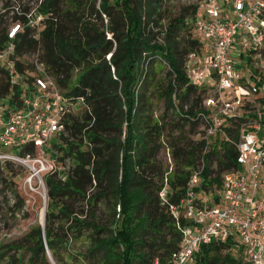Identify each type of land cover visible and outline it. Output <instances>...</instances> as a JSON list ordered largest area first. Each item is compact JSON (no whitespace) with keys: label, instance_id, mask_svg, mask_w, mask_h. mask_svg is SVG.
<instances>
[{"label":"trees","instance_id":"trees-1","mask_svg":"<svg viewBox=\"0 0 264 264\" xmlns=\"http://www.w3.org/2000/svg\"><path fill=\"white\" fill-rule=\"evenodd\" d=\"M29 1L39 2L37 10L30 18L13 15L21 29L12 40L6 14L0 15V52L13 46L10 63H0V101L20 107L37 73L33 59L43 64L67 101L56 135L61 146L54 162L61 170L42 179L47 202L39 198L37 209L45 207L43 227L1 246L0 264L4 257L6 264H52L48 251L54 264H170L181 235L169 204L182 198L202 165L200 189L217 196L222 176L235 166L244 120L230 121L229 142L219 152L202 139L201 101L210 91L193 84L187 69L203 47L194 34L198 6L174 11L169 0ZM250 65L247 58L243 66ZM249 79L256 87L264 81ZM156 103L164 111L155 119ZM166 145L169 174L156 160ZM14 151L38 154L33 144ZM18 164L0 161V195L21 199L12 166ZM194 264L248 263L229 240L202 246Z\"/></svg>","mask_w":264,"mask_h":264},{"label":"built area","instance_id":"built-area-1","mask_svg":"<svg viewBox=\"0 0 264 264\" xmlns=\"http://www.w3.org/2000/svg\"><path fill=\"white\" fill-rule=\"evenodd\" d=\"M203 1L206 13L202 19L195 18L194 34L201 44H206V59L193 71L194 78L206 82L203 87L210 91L203 101L206 113L201 115L205 124L202 139L208 145L221 134L229 142L225 129L230 128V121L244 120L234 144L235 166L222 176L217 196L200 189L202 165L190 176L182 198L176 204H169L181 235L170 264H194L202 246L229 240L242 248L245 262L264 264V108L261 111L256 106L264 105V81L260 87L243 84L245 75L237 70L234 61L237 56L245 61L249 58L251 62L254 58H263L264 0ZM8 10L3 8L0 15ZM12 10L27 18L34 12L24 13L21 8ZM13 24L7 32L10 40L21 29L19 24ZM12 52L13 46L9 44L0 52V63H10ZM33 62L37 73L31 90L23 93L21 106L0 112V150L12 151L33 144L38 154L21 157L10 151L0 153V161L17 162L39 177L40 173L54 174L61 170L45 156L43 148L62 130L61 119L67 101L54 80L44 74L43 64L37 59ZM188 77L191 80L189 73ZM168 160L173 167L170 155ZM172 167L167 174L172 172ZM164 183L160 192L163 201L168 192L166 179ZM40 190L44 200L42 181Z\"/></svg>","mask_w":264,"mask_h":264},{"label":"rangeland","instance_id":"rangeland-1","mask_svg":"<svg viewBox=\"0 0 264 264\" xmlns=\"http://www.w3.org/2000/svg\"><path fill=\"white\" fill-rule=\"evenodd\" d=\"M203 0H169V5L172 7L174 11H177L183 6L193 5L196 4L198 6L196 19H202L203 15L206 13V10L202 8ZM7 6L8 11H6V18L7 21L10 23V27H13L15 24L12 23V18L15 12H13L12 8H27L29 13L31 14L33 11L37 10L39 2L29 1V0H0V13L3 11L4 6ZM98 6V1H97ZM8 13V14H7ZM203 48L200 51V54L193 56L190 58L187 64L188 73L190 74L192 83L200 84L201 86L205 85L206 82L197 81L194 78L193 71L194 69L202 66L204 60L206 59V44L205 42L202 44ZM235 64L237 70L245 75V80L243 84H251L250 77L257 78V79H264V51H263V58H254V61L251 62L250 66H243L245 59H241L240 56L235 57ZM203 100V99H202ZM201 106H203L201 101ZM262 111L264 105L261 104L256 105ZM13 107L9 100L0 101V112L6 113L8 110L12 109ZM164 111V106L162 103H156L153 107V118H158ZM172 113H167V117L173 120H176L174 116H171ZM166 135V134H164ZM196 139H201L200 135L195 136ZM163 140V138H161ZM211 142L216 144V150L222 149L221 145L227 142L221 134H218L214 138L211 139ZM55 146V147H53ZM61 145L58 144L56 137L51 138L46 146L43 148V152L45 156L55 161L54 159L57 157L56 148H59ZM166 147L161 148L156 155L157 164L161 165L165 170L166 167L170 168L172 165L171 162L168 160L170 152L166 149ZM13 154H16L14 150L11 151ZM171 157V155H170ZM172 158V157H171ZM68 162H66L65 166H67ZM173 163V161H172ZM13 170L17 173L16 178V189L21 199L14 198L12 194L9 192H5L0 195V247L18 243L20 240L28 233L30 229L35 227L38 224H41L42 219L44 218L43 209L38 210L37 205L39 198L42 199V205L46 206V187L43 182V178L45 176L44 173H40L39 177L33 175V172L24 165H12ZM21 166V167H20ZM68 167L65 168L67 170ZM216 170V169H215ZM173 171V167H172ZM58 172V171H56ZM20 174V175H18ZM40 179V180H39ZM41 181L45 189V199L43 200V193L40 190ZM1 188V187H0ZM41 191V192H40ZM77 245V244H76ZM49 252V251H48ZM9 254H12L10 252ZM2 264H6V257L3 258ZM74 264V263H72Z\"/></svg>","mask_w":264,"mask_h":264},{"label":"water","instance_id":"water-1","mask_svg":"<svg viewBox=\"0 0 264 264\" xmlns=\"http://www.w3.org/2000/svg\"><path fill=\"white\" fill-rule=\"evenodd\" d=\"M44 208H45V207L43 206V208H42V209H43V213H44ZM43 220H44V219H42L41 224H40L41 227H43ZM47 256H48V258L50 259V262H51L52 264H54L53 261L51 260L50 256L48 255V252H47Z\"/></svg>","mask_w":264,"mask_h":264}]
</instances>
